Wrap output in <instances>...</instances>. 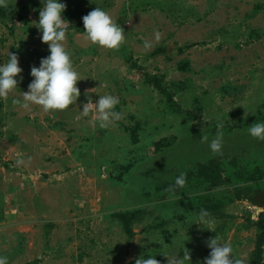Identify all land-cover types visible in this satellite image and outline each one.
I'll list each match as a JSON object with an SVG mask.
<instances>
[{
    "label": "rangeland",
    "instance_id": "rangeland-1",
    "mask_svg": "<svg viewBox=\"0 0 264 264\" xmlns=\"http://www.w3.org/2000/svg\"><path fill=\"white\" fill-rule=\"evenodd\" d=\"M58 2L67 6L65 47L85 79L74 105L48 113L12 104L28 91L31 67L50 55L35 27L43 0L0 7V64L11 52L22 68L17 89L0 98V256L9 264H134L140 256L166 264L163 240L180 257L184 243L190 264H204L205 241L217 236L246 264H264L256 208L264 207V141L248 131L264 122V0ZM97 6L125 30L118 51L84 39L82 17ZM91 89L93 103L118 97L123 119L103 129L94 113L78 120ZM218 122L223 146L213 153ZM181 173L185 185L167 192ZM201 209L209 222L199 225Z\"/></svg>",
    "mask_w": 264,
    "mask_h": 264
},
{
    "label": "clouds",
    "instance_id": "clouds-1",
    "mask_svg": "<svg viewBox=\"0 0 264 264\" xmlns=\"http://www.w3.org/2000/svg\"><path fill=\"white\" fill-rule=\"evenodd\" d=\"M8 0H0V7H7ZM66 4L58 0H43V8L39 12V20L35 22L41 32V40L49 46L50 55L42 58L40 66H32L30 75L34 78L28 85V91L22 93L21 98H13L12 104L19 105L24 109H29L30 105L40 106L42 111H64L74 105L81 95L77 82L83 80L80 73L74 67L71 54L66 49V31L68 22L62 18V13L66 10ZM84 26V39L92 45L99 46L107 50H119L126 42L125 30L116 20L105 10L96 7L87 15L82 17ZM162 38L160 30H155L154 40L158 43ZM143 47L151 50L153 42L145 40ZM6 63L0 64V98L8 100L10 94L17 89V76L22 73L19 67L18 55L8 53ZM21 81L23 77H20ZM90 92H85L87 102L83 104V111L77 119L89 117L91 113L95 115V121L100 128H108L114 122L123 119V113L116 111V106L120 104L118 97L111 94L99 95V100L93 103ZM248 113L245 112V119ZM223 123H217V134L210 142V149L213 153H221L223 146ZM249 134L260 141H264V122H255L250 125ZM207 135H202V141H208ZM18 165L23 164V159L16 161ZM186 183V174L181 173L166 191L174 193L177 188H182ZM258 212H264V207L256 206ZM208 212L201 209L198 219L193 223L204 224ZM211 230V229H210ZM206 246L211 250L209 256L205 258L204 264H246L245 259L237 257L233 247L228 243H222L220 238L215 236L205 241ZM159 255L165 257L166 264H190L191 250L183 246V256L178 252L173 253L167 249V244L162 240ZM156 256H140L134 260V264H161ZM0 264H9L6 256H0Z\"/></svg>",
    "mask_w": 264,
    "mask_h": 264
},
{
    "label": "water",
    "instance_id": "water-1",
    "mask_svg": "<svg viewBox=\"0 0 264 264\" xmlns=\"http://www.w3.org/2000/svg\"><path fill=\"white\" fill-rule=\"evenodd\" d=\"M263 197H264V195H261V198L259 199V206L264 205Z\"/></svg>",
    "mask_w": 264,
    "mask_h": 264
}]
</instances>
